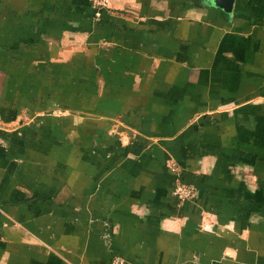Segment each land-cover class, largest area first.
Instances as JSON below:
<instances>
[{
  "label": "crops",
  "instance_id": "0c3cea01",
  "mask_svg": "<svg viewBox=\"0 0 264 264\" xmlns=\"http://www.w3.org/2000/svg\"><path fill=\"white\" fill-rule=\"evenodd\" d=\"M0 264H264V0H0Z\"/></svg>",
  "mask_w": 264,
  "mask_h": 264
},
{
  "label": "built area",
  "instance_id": "2783aa9c",
  "mask_svg": "<svg viewBox=\"0 0 264 264\" xmlns=\"http://www.w3.org/2000/svg\"><path fill=\"white\" fill-rule=\"evenodd\" d=\"M93 10V17L98 20L101 18L103 12L108 7L110 0H89ZM196 189L193 185L184 184L177 181L173 186V194L179 200L189 199L195 195Z\"/></svg>",
  "mask_w": 264,
  "mask_h": 264
},
{
  "label": "rangeland",
  "instance_id": "374dc122",
  "mask_svg": "<svg viewBox=\"0 0 264 264\" xmlns=\"http://www.w3.org/2000/svg\"><path fill=\"white\" fill-rule=\"evenodd\" d=\"M172 167H173V168H176V166H175L174 164L172 165ZM175 171H177V170H175ZM175 180H176V182H177V181H179L180 179H179V177H176Z\"/></svg>",
  "mask_w": 264,
  "mask_h": 264
},
{
  "label": "water",
  "instance_id": "95a60500",
  "mask_svg": "<svg viewBox=\"0 0 264 264\" xmlns=\"http://www.w3.org/2000/svg\"><path fill=\"white\" fill-rule=\"evenodd\" d=\"M231 0H229V2H230ZM224 7H225V5H224Z\"/></svg>",
  "mask_w": 264,
  "mask_h": 264
}]
</instances>
